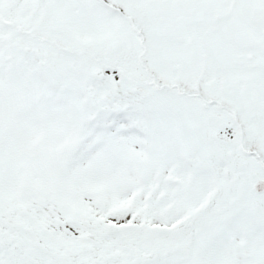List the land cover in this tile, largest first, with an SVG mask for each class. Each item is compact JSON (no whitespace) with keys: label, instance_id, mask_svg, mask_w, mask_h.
Returning <instances> with one entry per match:
<instances>
[{"label":"snow or ice","instance_id":"snow-or-ice-1","mask_svg":"<svg viewBox=\"0 0 264 264\" xmlns=\"http://www.w3.org/2000/svg\"><path fill=\"white\" fill-rule=\"evenodd\" d=\"M0 264H264V0H0Z\"/></svg>","mask_w":264,"mask_h":264}]
</instances>
